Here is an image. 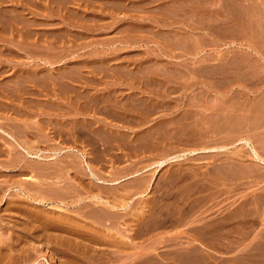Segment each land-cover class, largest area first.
Here are the masks:
<instances>
[{
    "label": "rangeland",
    "instance_id": "obj_1",
    "mask_svg": "<svg viewBox=\"0 0 264 264\" xmlns=\"http://www.w3.org/2000/svg\"><path fill=\"white\" fill-rule=\"evenodd\" d=\"M22 1L3 5L20 27H0L7 263L264 264V0ZM3 130L31 153L57 154L39 160L40 183L62 196L32 205L22 194L30 172L15 157L32 158Z\"/></svg>",
    "mask_w": 264,
    "mask_h": 264
},
{
    "label": "bare ground",
    "instance_id": "obj_2",
    "mask_svg": "<svg viewBox=\"0 0 264 264\" xmlns=\"http://www.w3.org/2000/svg\"><path fill=\"white\" fill-rule=\"evenodd\" d=\"M24 1H25V0H24ZM32 1H33V0H32ZM40 1H42V0H40ZM52 1H53V0H52ZM52 1L48 0V2H50V3H51ZM70 1H71V0H70ZM84 1H85V0H84ZM90 1H91V0H90ZM100 1H101V0H100ZM158 1H159V0H158ZM4 2H5V3H4ZM22 2H23L22 0H0V24H2L0 27H2V26H4V25L8 26L9 28H10V27H12V28L14 27V28H15L16 26H17V28H18V26L20 27V25H19L20 23H18L19 21H17V19H16V21L14 22V18H15V17L12 18V16H14V14H13L12 16H10L11 14L8 15V14H9V12H8L9 10L6 11L7 8L4 10L3 7L5 8V6H3V5H4V4L6 5V3H12V4H11L12 6L14 5V6H17V7H19V6H22V7H23V6L26 5V4H22ZM25 2L27 3V1H25ZM29 2H31V1H29ZM33 2H34V1H33ZM38 2H39V1H38ZM42 2H44V1H42ZM54 2L57 3L56 0H54ZM54 2H53V3H54ZM59 2L61 3V1H59ZM59 2H58V4H60ZM72 2H73V1H72ZM110 2H111V1H110ZM46 3H47V1H46ZM53 3H52V4H53ZM65 3H66V1H65ZM65 3L62 2L61 4H65ZM83 3H84V2L82 1V4H83ZM58 4H56V5H58ZM70 4H71V3H70ZM8 5H9V4H8ZM11 5H10V8H11ZM72 5H73V4H72ZM34 6H35V5H34ZM36 6H37V5H36ZM43 6H45V5H43ZM47 6L50 7L49 5H47ZM79 6H80V5H79ZM93 6H94V5H93ZM6 7H7V6H6ZM55 7L58 8V6H55ZM64 7H65V6H64ZM80 7H81V6H80ZM1 8H2V9H1ZM24 8H25V7H24ZM35 8H36V7H35ZM57 8H55V9H57ZM59 8H60V6H59ZM91 8H92V7H91ZM43 9H44V8H43ZM46 9H47V8H46ZM60 9H61V8H60ZM60 9H59V10H60ZM62 9H63V8H62ZM65 9H66V8H65ZM65 9H63V10H65ZM86 9H88V8L86 7ZM11 10L13 11V9H11ZM31 10H32V9H31ZM53 10H54V9H53ZM67 10H68V9H67ZM69 10H70V9H69ZM84 10H85V9H84ZM17 11H18V10H17ZM95 11H96V10H95ZM120 11H121V10H120ZM15 12H16V10H15ZM18 12H19V11H18ZM20 12H21V11H20ZM20 12H19V13H20ZM77 12H78V11H77ZM11 13H12V12H11ZM13 13H14V12H13ZM16 13H17V12H16ZM16 13H15V14H16ZM81 14H82V13H81ZM17 15H18L19 17H21V16H20L21 14L19 15V14L17 13V14H16V17H17V18H18ZM9 16H10L12 19H11ZM78 16H79V15H78ZM9 18H10L11 20H13V21L9 20ZM64 18H65V17H64ZM84 18H85V16H84ZM28 19H29V18H28ZM28 19H27V20H28ZM31 19H33V18H31ZM68 19H69V18H68ZM21 20H22V19H21ZM90 20H92V19H90ZM161 20H162V19H161ZM31 21H32V20H31ZM64 21H67V20H64ZM77 21H78V20H77ZM98 21H99V20H98ZM22 22H24V24L26 23V21H22ZM27 22H28V21H27ZM37 22H38V21H37ZM67 22H70V21H67ZM14 23H15V24H14ZM46 23H47V22H46ZM22 24H23V23H22ZM24 24H23V27H25ZM50 24H51V23H50ZM54 24H55V23H54ZM12 25H15V26H12ZM29 25H31V24H29ZM29 25L27 24L28 27H29ZM42 25H43V24H42ZM55 25H56V24H55ZM84 25H85V24H84ZM27 26H26V27H27ZM32 26H33V25H32ZM32 26H31V27H32ZM34 26H35V25H34ZM38 26H39V25H38ZM44 26H45V25H44ZM48 26H49V25H48ZM189 27H190V26H189ZM2 28H4V27H2ZM2 28H1V29H2ZM17 28H16V29H17ZM141 28H142V27H141ZM1 29H0V30H1ZM19 29H20V28H19ZM23 29H24V28H23ZM25 29H28V28H25ZM4 30H6V29H3V31H4ZM17 30H18V29H17ZM1 31H2V30H1ZM13 31H16V30H13ZM24 31H25V30H24ZM4 32H5V31H4ZM21 32H22V31H21ZM26 32H27V31H26ZM32 32H33V31H32ZM2 33H3V32H2ZM2 33H1V35H0V41H3V40H4V35H2ZM5 33H6L5 35H7V32H5ZM117 33H118V32H117ZM12 34H13V33H12ZM23 34H24V33H23ZM41 34H42V33H41ZM17 35H18V34H17ZM19 35H20V34H19ZM25 35H26V33H25ZM25 35H24L23 38H26V36H27L28 34H27L26 36H25ZM20 36H22V35H20ZM30 36H31V35H30ZM32 36H34V35L32 34ZM44 36H45V35H44ZM8 37H11V36H8ZM27 37H28V36H27ZM41 37H42V36H41ZM11 38H12V37H11ZM13 38H14V37H13ZM13 38H12V39H13ZM23 38H22V39H23ZM12 39L10 40L11 42H12ZM29 39H30V38H28V40H29ZM7 40H8V39H6V37H5V41H6V42H7ZM18 40H20V39L18 38ZM18 40H17V41H18ZM24 40H25V39H24ZM32 40H33V39H32ZM26 41H27V40H26ZM35 41H36V40H35ZM128 41H129V40H128ZM8 42H9V41H8ZM39 42H40V40H39ZM49 42H51V41H49ZM49 42H48V43H49ZM44 43H45V42H44ZM46 43H47V42H46ZM175 43H176V42H175ZM17 44H18V43H17ZM15 45H16V43H15ZM26 45H27V44H26ZM16 46H17V45H16ZM169 46H170V45H169ZM182 46H183V45H182ZM19 47H20V46H19ZM42 48H43V47H42ZM34 55H35V54H34ZM230 62H232V61H230ZM225 63H226V62H225ZM194 64H195V63H194ZM232 64H233V63H232ZM241 64H242V63H241ZM233 65H234V64H233ZM90 66H91V65H90ZM206 66H207V65H206ZM196 67H197V66H196ZM198 67H199V66H198ZM214 67H215V66H214ZM229 67H231V66H229ZM232 67H233V66H232ZM244 68H245V67H244ZM155 70H156V68H155ZM240 70H241V69H240ZM165 71H166V70H165ZM19 72H20V71H19ZM74 72H75V71H74ZM237 72H239V71H237ZM31 73H32V72H31ZM194 73H195V72H194ZM231 73H232V72H231ZM32 74H33V73H32ZM237 74H238V73H237ZM26 75H27V74H26ZM176 75H177V74H176ZM238 75H239V74H238ZM70 76H71V75H70ZM138 76H139V75H138ZM222 76H223V75H222ZM31 77H32V75H31ZM34 77H35V76H34ZM136 78H137V77H136ZM169 79H170V78H169ZM15 80H16V79H15ZM27 80H28V79H27ZM68 80H69V79H68ZM167 80H168V79H167ZM25 81H26V80H25ZM30 81H31V80H30ZM57 82H58V81H57ZM221 82H222V81H221ZM24 83H25V82H24ZM38 83H39V82H38ZM54 85H55V84H54ZM148 86H149V85H148ZM24 87H25V86H24ZM59 87H60V86H59ZM156 87H157V86H156ZM71 91H72V90H71ZM163 91H164V90H163ZM151 100H152V99H151ZM231 101H232V100H231ZM145 102H146V101H145ZM174 102H175V101H174ZM160 103H161V102H160ZM153 104H155V103H153ZM165 104H166V103H165ZM196 104H197V103H196ZM225 104H226V103H225ZM159 105H160V104H159ZM104 107H106V106H104ZM117 107H118V106H117ZM135 107H136V106H135ZM141 107H142V106H141ZM165 107H166V106H165ZM120 108H121V107H120ZM170 108H171V107H170ZM116 109H117V108H116ZM129 109H130V108H129ZM132 109H133V108H132ZM151 110H152V109H151ZM162 110H163V109H162ZM198 111H199V110H198ZM83 112H84V111H83ZM110 112H111V111H110ZM157 112H158V111H157ZM182 112H183V111H182ZM185 112H186V111H185ZM117 113H118V112H117ZM119 113H120V112H119ZM131 113H132V112H131ZM224 114H225V113H223L222 115H224ZM114 115H115V114H114ZM120 115H121V114H120ZM181 115H182V114H181ZM211 115H212V114H211ZM129 116H130V115H129ZM198 116H199V115H198ZM207 116H208V115H207ZM180 117H181V116H180ZM134 118H135V117H134ZM136 118H137V117H136ZM76 120H77V119H76ZM120 120H121V119H120ZM135 120H136V119H135ZM141 121H142V120H141ZM160 121H161V120H160ZM171 121H172V120H171ZM162 122H163V121H162ZM221 122H222V121H221ZM8 123H9V122H8ZM100 123H101V122H100ZM197 123H198V122H197ZM209 123H210V122H209ZM6 124H7V122H6ZM10 124H11V122H10ZM128 124H129V123H128ZM170 124H171V123H170ZM174 124H175V123H174ZM7 125H8V124H7ZM28 125H29V124H28ZM234 125H235V124H234ZM17 126H18V125H17ZM165 126H166V123H165ZM193 126H194V125H193ZM204 127H205V126H204ZM219 127H220V126H219ZM236 127H237V126H236ZM186 128H187V126H186ZM12 129H13V128H12ZM1 130H2V129H1ZM74 130H75V129H74ZM154 130H155V129H154ZM176 130H177V129H176ZM3 131H4V130H3ZM208 131H209V130H208ZM4 132H5V131H4ZM227 132H228V131H227ZM5 133H7V135H10L8 132H5ZM166 133H167V132H166ZM182 133H183V132H182ZM18 134H19V133H18ZM159 134H160V132H159ZM175 134H176V133H175ZM192 134H193V133H192ZM89 135H90V134H89ZM136 135H137V134H136ZM151 135H152V134H151ZM100 136H101V135H100ZM188 136H189V135H188ZM8 137H9V136H8ZM10 137H12V136L10 135ZM119 137H120V136H119ZM131 137H132V136H131ZM170 137H171V136H170ZM212 137H213V136H212ZM100 138H101V137H100ZM10 139H14V138L12 137V138H10ZM128 139H129V138H128ZM151 139H152V138H151ZM176 139H177V138H176ZM178 139H179V138H178ZM206 139H207V138H206ZM209 139H210V138H209ZM215 139H216V138H215ZM229 139H230V138H229ZM229 139H228V140H229ZM37 140H38V139H37ZM173 140H174V139H173ZM179 140H180V139H179ZM186 140H187V139H186ZM201 140H202V139H201ZM241 140H242V139H241ZM135 141H136V140H135ZM135 141H134V142H135ZM146 141H147V140H146ZM146 141H145V142H146ZM149 141H150V140H149ZM191 141H192V140H191ZM191 141H190V142H191ZM207 141H208V140H207ZM214 141H215V140H214ZM220 141H221V140H220ZM230 141H231V140H230ZM230 141H229V142H230ZM243 141H245L246 143H248L249 140H246V138H245ZM14 142L20 147V149H22V152H24V154H25L28 158H32L33 160L36 159V160H34V163H35V164H36V162H38V164H37L38 166H37V165L33 164L32 159H31V163H32V164H31L30 161H29V163H26V162H28V161L25 160L24 157L21 158L22 156H21L20 158H18V157H19V156H18L19 154L17 155L18 157H15V159L17 158L16 161H15V163H16L15 166H18V167L20 166V167H22V168H24V169H26V170H29V172H30V175H29V176H26V178H27L26 180H30V181H31V182L29 181L30 183L28 184V186L30 185L31 187L29 188V187L27 186V184L25 185V184L23 183V185H25V186L19 188V190L22 192V194H24V195H29V196L32 198V199H31L32 205H34L33 202H34V203H38V202L40 203V202H41V199H42V201H46V200L48 199V197H52V198H56V197H57V198H58L59 195H61L62 193H60L59 191L56 190V184H55V183L53 184L54 186H53V185L51 186V184H50V186H48L46 189H44V187L47 186V184H46L45 186H43V185L40 183V181L42 180V179L40 180V177H41L40 175H41L42 173H43V174L45 173V172H43V171L45 170V168H44L45 166H41L42 164L39 163V160H41V161L43 160V162H44V160H45V161H46V160H54V159H56V155H57V154H56V155H53V156L51 155V156H48V157L45 155V157H43L42 154H39V153H31V151H28V149H26V148H24V147L22 146V145H23L22 143H21L22 145H21V144L19 145V144H18L19 142H17L15 139H14ZM177 142H178V141H177ZM249 142H250V141H249ZM15 143H14V144H15ZM73 143H74V142H73ZM120 143H121V142H120ZM147 143H148V141H147ZM147 143H146V144H147ZM172 143H174V142H172ZM178 143H179V142H178ZM200 143H202V142H200ZM230 143H231V142H230ZM192 144H193V143H192ZM196 144H197V142H196ZM203 144H204V143H203ZM212 144H213V143H212ZM24 145H25V144H24ZM172 145H173V144H172ZM174 145H175V144H174ZM114 146H115V145H114ZM190 146H191V145H190ZM218 146H219V147H217V148H215L216 146H214L212 149H215V150H216V149H219V150H220V149H223V148H225V150L227 149V148L225 147V145H223V146L221 145V147H220V145H218ZM226 146H227V144H226ZM8 147H9V146H8ZM144 148H145V147H144ZM184 148H186V147H184ZM190 148H191V147H190ZM208 148H209V147H208ZM12 149H13V148H12ZM197 149H198V148H197ZM201 149H202V148H201ZM206 149H207V148H206ZM206 149H205V150H206ZM70 150H71V149H70ZM68 151H69V150H68ZM212 151H213V150H212ZM4 152H5V151H4ZM12 152H13V151H12ZM12 152H11V153H12ZM14 152H15V151H14ZM17 152H18V151H17ZM194 152H195V151H194ZM236 152H237V151H236ZM252 152H253V155H254L256 158H259L260 161L262 160V157L259 156V154H258L257 151L255 150V148H253V147H252ZM11 153H10V154H11ZM233 153H234V152H233ZM59 154H60V153H59ZM184 154H185V153H184ZM11 155H12V154H11ZM11 155H10V157H11ZM15 155H16V154H13V156H15ZM21 155H22V154H21ZM239 156H240V155H239ZM51 157H53V158H51ZM237 157H238V156H237ZM242 157H243V156H242ZM260 157H261V158H260ZM253 158H254V157H253ZM256 158H255V159H256ZM12 159H13V158H12ZM15 159H14V160H15ZM14 160H13V161H14ZM218 160H219V159H218ZM223 160H224V159H223ZM10 161H11V160H10ZM25 161H26V162H25ZM41 161H40V162H41ZM55 161H56V160H55ZM235 161H236V160H235ZM262 162H264V161H262ZM9 163H10V162H9ZM55 163H56V162H55ZM5 164H6V163H5ZM7 164H8V162H7ZM59 164H60V163H59ZM64 164H66V163H64ZM160 164H161V163H160ZM228 164H229V163H228ZM50 165H51V164H50ZM50 165H49V167L46 166V167H48L47 169H49V168L51 167ZM72 165H73V164H72ZM231 165H232V164H231ZM15 166H14V167H15ZM5 167H6V166H5ZM244 167H245V166H244ZM9 168H10V167H9ZM54 168H55V167H54ZM47 169H46V171H47ZM50 169H53V168L51 167ZM50 169H49V170H50ZM76 169H77V168H76ZM21 170H22V169H21ZM54 170H56V169H54ZM54 170H50V171H53V174H54ZM244 170H245V169H244ZM244 170H243V171H244ZM50 171H47V172H48V175L51 177V176H52V172H50ZM25 172H26V171H25ZM65 172H66V171H65ZM49 173H51V175H50ZM136 173H138V172H136ZM212 173H213V172H212ZM17 174H18V173H17ZM43 174H42V176H44ZM91 174H92L93 176L96 177V179L98 180V182H100V183H104V182H105V180H103L102 178H100V177L97 176L96 174H94V173H91ZM54 175H55V174H54ZM137 175H138V174H137ZM220 175H221V174H220ZM231 175H232V174H231ZM45 176L47 177V175H45ZM45 176H44V177H45ZM66 176H67V175H66ZM135 176H136V174H135ZM179 176H180V174H179ZM230 177H231V176H230ZM259 177H260V176H259ZM41 178H42V177H41ZM47 178L49 179V177H47ZM47 178H46V180H47ZM53 178H54V177H53ZM177 178H178V177H177ZM180 178H181V177H180ZM185 179H186V178H185ZM215 179H216V178H215ZM19 180H20V179H19ZM21 181H22V180H21ZM42 181H43V180H42ZM44 181H45V179H44ZM47 181H48V180H47ZM18 182H20V181H18ZM118 182H119V180H118V181H115V182H113V183H111V184H116V183H118ZM44 183H45V182H44ZM46 183H47V182H46ZM58 183H59V182H58ZM65 183H66V182H65ZM137 184H139V183H137ZM221 184H222V183H221ZM21 185H22V184H21ZM186 185H187V184H186ZM204 185H205V184H204ZM42 186H43V187H42ZM27 187H28V188H27ZM71 187H72V186H71ZM75 187H76V186H75ZM15 188H16V187H15ZM24 188H25V189H24ZM57 188H58V187H57ZM19 190H18V191H19ZM63 191H64V190H63ZM61 192H62V191H61ZM189 192H190V191H189ZM66 193H67V192H66ZM198 193H199V192H198ZM17 194H18V193H17ZM62 195H63V194H62ZM62 195H61V196H62ZM20 196H21V195H20ZM21 197H22V196H21ZM25 198H26V197H25ZM40 198H41V199H40ZM20 199H21V198H20ZM22 199H23V198H22ZM49 199H50V198H49ZM60 199H62V198H60ZM26 200H27V198H26ZM26 200H25V201H26ZM50 200H52V199H50ZM53 200H54V199H53ZM114 200H115V199H114ZM114 200H113V201H114ZM11 201H12V199H11ZM18 201H19V200H18ZM48 201H49V200H48ZM61 201H63V200H61ZM100 201H102V200H100ZM100 201H99V202H100ZM111 201H112V200H111ZM116 201H117V200H116ZM116 201H115V202H116ZM162 201H163V200H162ZM9 202H10V201H9ZM9 202H7V203H8V204H7L8 207L10 206L9 204L11 203V202H10V203H9ZM19 202H20V201H19ZM27 202H28V200H27ZM29 202H30V201H29ZM59 202H60V201H59ZM120 202H121V201H120ZM120 202H119V203H118V202H117V203H112V204H110V205H107V204H105L104 202H102V204L104 203L106 207H111V209L113 208V210H114V209H115V210H116V209H120V208H122V207H126V206H124L125 204H124L123 202H122L123 204H122V203L120 204ZM12 203H13V201H12ZM15 203H16V202H15ZM42 203H43V202H42ZM64 203H65V202H64ZM110 203H111V202H110ZM125 203H126V202H125ZM155 203H156V202H155ZM13 204H14V203H13ZM13 204H12V205H13ZM19 204H20V203H19ZM21 204H24V203L21 202ZM21 204H20V205H21ZM29 204L31 205V203H28V206H30ZM83 204H84V203H83ZM87 204L89 205V203H87ZM100 204H101V203H100ZM100 204H99V205H100ZM126 204H127V203H126ZM20 205H19V206H20ZM32 205H31V207H32ZM54 205H55V204H54ZM162 205H163V204H162ZM26 206H27V205H25V206H23V207H26ZM55 206H56V205H55ZM81 206H82V205H81ZM151 206H152V205H151ZM11 207H12V206H11ZM15 207H17V206H15ZM33 207H34V206H33ZM102 207H103V206H102ZM102 207H101V209H102ZM106 207H105V208H106ZM19 208H20V207H19ZM105 208L103 207V212H104V211L107 212L108 209L106 208V209H107V210H106ZM8 209H9V208H8ZM10 209L12 210L13 208H10ZM27 209L31 210L32 208L30 209V207H29V208L27 207ZM27 209H26V210H27ZM49 209H50V208H49ZM93 209H94V208H93ZM104 209H105V210H104ZM123 209H125V208H123ZM123 209H122V210H123ZM14 210L17 211V209H14ZM18 210L20 211V209H18ZM21 210H22V209H21ZM29 210H28V211H29ZM109 210H110V209H109ZM109 210H108V211H109ZM113 210H112V211H109L108 213H113ZM120 210H121V209H120ZM156 210H157V209H156ZM19 211H17V212H19ZM23 211H24V210H23ZM23 211H22V212H23ZM31 211H32V210H31ZM31 211H30V212H31ZM91 211H92V210H91ZM118 211H119V210H118ZM22 212H21V213H22ZM26 212H27V211H26ZM30 212H29V213H30ZM34 212H36V211H34ZM103 212H102V213H103ZM105 212H104V213H105ZM159 212H160V211H159ZM159 212H158V213H159ZM14 213H15V212H14ZM19 213H20V212H19ZM31 213H33V212H31ZM95 213H96V212H95ZM100 213H101V212H100ZM102 213H101V214H102ZM114 213L116 214L115 211H114ZM23 214L25 215L26 213L24 212ZM27 214H28V212H27ZM34 214H35V213H34ZM34 214H33V215L30 214V215L33 216V218H34V217H35ZM36 214H37V213H36ZM85 214H86V213H85ZM115 214H113L112 216H114ZM119 214H120V212H119V213L117 212V215H116V217H115L116 219H117V217L119 216ZM161 214H162V213H161ZM24 215H22V216H24ZM28 215H29V214H28ZM28 215H27V216L25 215L24 218H26V219H30V218H32V217H29ZM57 215H58V214H57ZM103 215H105V214H103ZM106 215H107V214H106ZM164 215H165V214H164ZM97 216L99 217L100 215H97ZM108 216H109V215H108ZM108 216H107V217H108ZM139 216H140V215H139ZM8 217H9V216H8ZM39 217H40V216H39ZM51 217H52V216L49 217L50 220L53 218V217H52V218H51ZM56 217H57V216H56ZM103 217H104V216H103ZM134 217H135V216H134ZM136 217H137V216H136ZM37 218H38V217H37ZM37 218H36V219H37ZM40 218H41V217H40ZM43 218H44V217H43ZM45 218H46V216H45ZM95 218H96V217H95ZM100 218H102V217H100ZM104 218H106V216H105ZM111 218H112V217H111ZM111 218H109V219H111ZM113 218H114V217H113ZM118 218H119V217H118ZM123 218H125V217H123ZM123 218H122V216H121L120 220H123ZM140 218H141V216H140ZM140 218H139V219H140ZM56 219H57V218H56ZM56 219H55V220H56ZM129 219H130V218H129ZM139 219H138V218L135 219V223H134V224H135V226H136V229H137V226L140 224V223H139ZM153 219H154V218H153ZM165 219H166V218H165ZM20 220H21V219H20ZM46 220H47V218H46ZM46 220H45V221H46ZM53 220H54V219H53ZM53 220H51V222H53ZM112 220H114V219H112ZM117 220H119V219H117ZM117 220H116V221H115V220L113 221V222H115V223H114V226H115V227H116V222H118ZM132 220H133V218H132ZM28 221H29V220H28ZM30 221H31V220H30ZM43 221H44V220H43ZM103 221H104V220H103ZM105 221H106V220H105ZM130 221H131V220H130ZM144 221H146V220H144ZM144 221H143V222H144ZM24 222H25V221H24ZM41 222H42V221H41ZM47 222H48V221H47ZM51 222H48V223L50 224ZM110 222H111V221H110ZM121 222H122V221H121ZM124 222H125V220H124ZM140 222H141V221H140ZM146 222H147V221H146ZM160 222H161V221H160ZM162 222H164V221H162ZM5 223H6V222H5ZM5 223H4V224H5ZM127 223H130V222H127ZM132 223H133V222H132ZM137 223H138V224H137ZM35 224H36V223H35ZM72 224H73V223H72ZM111 224H112V223H111ZM119 224H120V222L118 223V225H119ZM164 224H165V223H164ZM1 225H2V224H1ZM101 225H102V224H101ZM157 225H158V224H157ZM161 225H162V224H161ZM107 226H108V225H107ZM111 226H112V225H111ZM123 226H124V225H123ZM2 227H4V226L2 225ZM2 227L0 226L1 229H2ZM9 227H10V226H9ZM18 227H19V226H18ZM117 227L119 228V226H117ZM120 227H121V224H120ZM130 227H131V226H130ZM138 227H139V226H138ZM153 227H154V226H153ZM42 228H43V227H42ZM50 228H51V227H50ZM134 228H135V227H134ZM3 229H4V228H3ZM52 229H54V228H52ZM154 229H155V228H154ZM37 230H38V229H37ZM43 230H44V229H43ZM120 230H121V229H120ZM120 230H118V231H120ZM30 231H31V230H30ZM32 231H33V230H32ZM38 232H39V230H38ZM48 232H49V231H48ZM131 232H133V231H131ZM134 232H135V230H134ZM137 232H138V230H137ZM14 233H15V232H14ZM55 233H56V231H55ZM144 233H145V232H144ZM34 234H35V233H34ZM71 234H72V233H71ZM83 234H84V233H83ZM86 234H87V233H86ZM15 235H16V234H15ZM48 235H49V234H48ZM64 235H65V234H64ZM66 235H67V238H68V234H67V233H66ZM84 235H85V234H84ZM84 235H83V236H84ZM135 235H136V234H135ZM22 236H23V235H22ZM37 236H38V234H37ZM37 236H35V237H37ZM54 236H55V235H54ZM54 236H53V237H54ZM87 236H88V235H87ZM53 237H52V238H53ZM81 237H82V236H81ZM93 237H94V236H93ZM6 238H7V236H6ZM6 238H5V239H6ZM39 238H40V237H39ZM65 238H66V237H65ZM65 238H64V239H65ZM71 238H73V237H71ZM113 238H114V237H113ZM171 238H172V237H171ZM179 238H180V237H179ZM9 239H10V238H9ZM18 239H19V238H18ZM18 239H17V240H18ZM26 239H27V238H26ZM56 239H57V237H56ZM69 239H70V238H69ZM85 239H86V238H85ZM129 239L131 240L132 237L129 238ZM159 239H160V238H159ZM182 239H183V238H182ZM21 240H22V239H21ZM70 240H71V239H70ZM81 240H82V239H81ZM154 240H155V239H154ZM161 240H162V239H161ZM175 240H176V239H175ZM55 241H56V240H55ZM71 241H73V240H71ZM114 241H115V240H114ZM17 242H18V241H17ZM21 242H22V241H21ZM21 242H20V243H21ZM53 242H54V241H53ZM79 242H80V241H79ZM81 242H83V241H81ZM85 242H86V241H85ZM116 242H117V241H116ZM156 242H157V241H156ZM90 243H91V242H90ZM57 244H58V243H57ZM67 244H68V243H67ZM72 244H73V243H72ZM88 244H89V243H88ZM179 244H180V243H179ZM19 245H20V244H19ZM39 246H40V245H39ZM58 246H59V245H58ZM58 246H56V249H58ZM84 246H85V245H84ZM90 246H91V245H90ZM9 247H10V246H9ZM13 247H14V246H13ZM54 248H55V247H54ZM69 248H70V247H69ZM88 248H89V246H88ZM91 248H92V247H91ZM98 248H99V247H98ZM6 249H7V248H6ZM66 250H67V248H66ZM69 250H70V249H69ZM69 250H68V251H69ZM82 250H85V249H82ZM93 250H94V249H93ZM6 251H7V250H6ZM6 251H5V252H6ZM8 251H9V250H8ZM18 251H19V250H18ZM94 251H95V250H94ZM5 252H4V253H5ZM12 252H13V251H12ZM21 252H22V251H21ZM54 252H55V251H54ZM68 253H69V252H68ZM90 253H91V252H90ZM181 253H182V252H181ZM53 254H54V253H53ZM80 254H81V253H80ZM118 254H119V253H118ZM118 254H117V255H118ZM120 254H121V253H120ZM124 254H125V253H124ZM32 255H33V254H32ZM182 256H183V255H182ZM10 257H12V256L10 255L9 252H6V253L4 254V256H3L2 254H0V262H1V263L3 262V263H5V264H8L7 262L10 260ZM90 257H92V256H90ZM127 257H128V256H127ZM146 257H147V256H146ZM15 258H16V257H15ZM15 258H14V261H15ZM96 258H97V257H96ZM103 258H104V257H103ZM105 258H106V257H105ZM117 258H118V257H117ZM12 259H13V257H12ZM109 259H110V258H109ZM118 259H119V258H118ZM138 259L140 260V258H138ZM146 259H147V258H146ZM173 259H174V258H173ZM34 260H35V259H34ZM92 260H93V259H92ZM99 260H101V259H99ZM116 260H117V259H116ZM136 260H137V259H136ZM136 260H135V261H136ZM180 260H181V258H180ZM132 261H133V259H132ZM135 261H134V262H135ZM145 261H146V260H145ZM112 262H113V261H112ZM75 263L78 264V262H75ZM132 263H133V262H132ZM132 263H131V264H132ZM176 263H177V262H176ZM32 264H33V263H32ZM35 264H36V263H35ZM136 264H137V263H136ZM138 264H139V263H138ZM146 264H147V263H146ZM179 264H180V263H179ZM182 264H183V262H182Z\"/></svg>",
    "mask_w": 264,
    "mask_h": 264
}]
</instances>
